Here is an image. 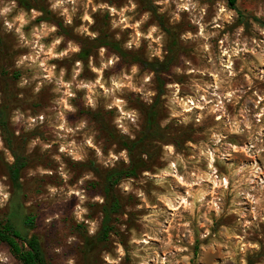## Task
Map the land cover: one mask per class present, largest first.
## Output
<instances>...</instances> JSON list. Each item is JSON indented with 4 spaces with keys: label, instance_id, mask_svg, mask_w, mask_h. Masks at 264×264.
<instances>
[{
    "label": "rangeland",
    "instance_id": "374dc122",
    "mask_svg": "<svg viewBox=\"0 0 264 264\" xmlns=\"http://www.w3.org/2000/svg\"><path fill=\"white\" fill-rule=\"evenodd\" d=\"M239 9L245 18L226 0H0V104L13 106L0 221L39 235L50 264H88L83 238L104 217L95 169L130 164L117 141L141 135L163 82L153 165L116 187L115 233L90 264H264V0ZM101 35L128 56L95 49ZM0 264H18L1 243Z\"/></svg>",
    "mask_w": 264,
    "mask_h": 264
},
{
    "label": "trees",
    "instance_id": "16d2710c",
    "mask_svg": "<svg viewBox=\"0 0 264 264\" xmlns=\"http://www.w3.org/2000/svg\"><path fill=\"white\" fill-rule=\"evenodd\" d=\"M226 1L231 10L236 11L242 19L245 18L244 14L239 9L241 0ZM253 20L257 23H261L256 17H253ZM160 23L162 24V21H160ZM165 31L171 35L169 29L166 28ZM175 42L176 40L173 38L170 46L171 53L174 52ZM99 48H107L117 53L121 58H126L128 56L122 49L121 44L107 35H101L97 39L95 49ZM163 85V82L159 83L158 96L153 104L142 108L144 126L141 135L136 140L120 138L117 141V144L129 152L130 164L105 171L95 169L96 175L100 181L101 193L104 198V202L101 206V212L104 217L97 235L94 237L85 235L83 238V254L88 264L92 262V257L97 251L106 248L110 236L115 233L113 218L123 209V202L116 192V187L123 179L137 178L141 172L150 170V167L153 165L149 143L160 139L163 133L160 126V120L162 118L160 99L164 90ZM12 110L13 106L4 99L0 104V130L3 135L7 137V140H9L10 132H12L9 126ZM26 167L27 163L23 159L17 157L15 163L9 168V176L13 186L17 190L21 187L20 177L22 171ZM23 225L27 231L33 230L36 225V218L31 215L25 216ZM0 243L8 247L12 256L18 261V264H50L42 238L36 234L30 235L28 232L23 233L17 227L12 216H8L0 221Z\"/></svg>",
    "mask_w": 264,
    "mask_h": 264
},
{
    "label": "water",
    "instance_id": "95a60500",
    "mask_svg": "<svg viewBox=\"0 0 264 264\" xmlns=\"http://www.w3.org/2000/svg\"><path fill=\"white\" fill-rule=\"evenodd\" d=\"M153 67H155L156 71H159L161 69L160 65L158 63L154 64Z\"/></svg>",
    "mask_w": 264,
    "mask_h": 264
},
{
    "label": "bare ground",
    "instance_id": "6f19581e",
    "mask_svg": "<svg viewBox=\"0 0 264 264\" xmlns=\"http://www.w3.org/2000/svg\"><path fill=\"white\" fill-rule=\"evenodd\" d=\"M226 182H227V180H226ZM228 183V182H227Z\"/></svg>",
    "mask_w": 264,
    "mask_h": 264
},
{
    "label": "clouds",
    "instance_id": "9594fccd",
    "mask_svg": "<svg viewBox=\"0 0 264 264\" xmlns=\"http://www.w3.org/2000/svg\"><path fill=\"white\" fill-rule=\"evenodd\" d=\"M5 11H7V10H5Z\"/></svg>",
    "mask_w": 264,
    "mask_h": 264
}]
</instances>
